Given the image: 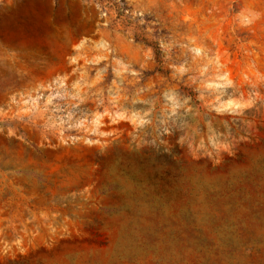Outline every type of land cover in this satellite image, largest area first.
<instances>
[{
	"label": "rangeland",
	"instance_id": "1",
	"mask_svg": "<svg viewBox=\"0 0 264 264\" xmlns=\"http://www.w3.org/2000/svg\"><path fill=\"white\" fill-rule=\"evenodd\" d=\"M0 264H264V0H0Z\"/></svg>",
	"mask_w": 264,
	"mask_h": 264
}]
</instances>
